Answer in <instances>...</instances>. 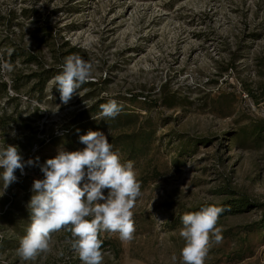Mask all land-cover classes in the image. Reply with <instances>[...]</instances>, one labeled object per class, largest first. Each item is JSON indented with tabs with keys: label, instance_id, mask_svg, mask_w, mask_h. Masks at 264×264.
I'll return each instance as SVG.
<instances>
[{
	"label": "rangeland",
	"instance_id": "1",
	"mask_svg": "<svg viewBox=\"0 0 264 264\" xmlns=\"http://www.w3.org/2000/svg\"><path fill=\"white\" fill-rule=\"evenodd\" d=\"M10 12L14 24L0 23V53L5 57L7 49L23 48L43 58V70L51 73L38 103L28 96L32 84L18 95L10 84L15 76L40 69L16 61L11 71L0 72L8 96L18 98L10 102L0 94V119H7L0 144L17 146L24 161L34 155V164H26L23 174L19 170L31 189L35 179H43L39 165L59 148L66 150L59 136L63 128L98 100L116 99L123 110L138 114L134 128L122 131L131 139L147 121L153 125L150 151L134 160L143 193L133 210L134 239L122 243L116 235L102 234L115 241V248L103 249V264H180L182 215L237 197H245L251 208L219 219L222 240L213 243L206 264H264L259 236L264 130L258 133L264 103L254 104L241 86L264 80V70L257 67L259 59L264 62V0H0V19L7 20ZM42 25L52 30L40 44L36 29ZM64 42L94 65L93 86H82L67 105L52 82L61 71ZM52 49L62 62L54 60ZM131 96L147 104L130 105ZM32 119L39 131L33 137L22 129V122ZM2 196L9 197L8 188ZM30 198L23 201L19 195L11 211L19 232ZM13 227L0 225V264H21L19 233ZM64 241L62 231L55 233L52 252L34 264H81Z\"/></svg>",
	"mask_w": 264,
	"mask_h": 264
},
{
	"label": "clouds",
	"instance_id": "2",
	"mask_svg": "<svg viewBox=\"0 0 264 264\" xmlns=\"http://www.w3.org/2000/svg\"><path fill=\"white\" fill-rule=\"evenodd\" d=\"M6 51L9 59L0 53V72L12 70L10 57L14 50ZM93 72V63L79 54L65 57L52 81L61 102L67 105L92 79ZM99 108L93 119H114L123 105L110 98ZM79 142L84 145L82 149L67 151L61 147L57 155L39 165L43 179L33 181V195L27 204L30 222L16 249L21 264H34L41 255L51 253L53 235L61 231L70 233L64 242L81 264H103L102 234L116 235L122 243L134 239L133 210L143 195L134 161H123L120 151L113 150L114 145L102 131L88 130L79 136ZM26 164L33 165L34 161H24L17 146L0 144V196L17 181L16 170L23 174ZM227 210L206 205L182 215L179 235L185 243L180 250V264H206L213 243L222 240L218 221Z\"/></svg>",
	"mask_w": 264,
	"mask_h": 264
},
{
	"label": "trees",
	"instance_id": "3",
	"mask_svg": "<svg viewBox=\"0 0 264 264\" xmlns=\"http://www.w3.org/2000/svg\"><path fill=\"white\" fill-rule=\"evenodd\" d=\"M22 15H25L26 10L21 11ZM15 13L10 12L8 15L7 20L0 19V23H3V25L11 27L14 23ZM52 29L50 27H47L46 25H42L36 29V32L41 34V38L39 39L40 44L44 43V36L47 37L49 34L51 35L50 31ZM63 47H66L67 50L65 53L59 54L58 50H51V52L54 54V60L59 62H64L65 57L77 54L79 51L76 47H70L68 42H64L62 44ZM55 48V47H53ZM13 49V48H12ZM14 51L12 52V55L10 57V62L13 64L16 61H20V64L24 66L25 68H31L36 67L37 69H40L41 72H36L30 75L26 76H15L11 80L10 89L18 95L21 88H24L30 84H32L28 96L31 100H36L38 103H42L44 96L43 91L46 85V82L51 78V73L49 70H43V58L38 57L37 55H33L31 53H28L23 48H14ZM59 54L61 59H57V55ZM5 59H9L8 56H5ZM230 69L233 67V65H229ZM257 67L260 68V70H264V62L263 59H259ZM229 69H226L224 72H227ZM83 86L85 87H91L93 86L92 82L86 83ZM241 86H243L247 96L254 102V104L259 105L264 103V80L257 81L253 83V86L246 87V85L242 82ZM0 94L2 98H6L10 102L18 101L17 97L10 98L7 93V84L2 81L0 78ZM128 103L130 105L133 104H139V102H145L144 104H147L145 100L139 101L136 96H131L127 99ZM105 100H98L96 103L92 104L89 108L84 110L82 113H80L74 121H71L70 124H67L63 128V133L59 135L60 137H63L65 139V148L68 151H75L78 150V146L81 144L79 142V136L86 134L88 130L93 131H102L106 134L114 133L116 131H120L121 133L118 134L115 137H112L109 139L110 143L114 145L113 150H119L120 154L123 157H126V160H138L140 158L146 157L148 152L151 149V145L154 138V130L152 128L151 121L146 122V129L141 131L140 134L136 135V137H131L127 135L126 133H123L122 131H131L134 126L137 124L139 120L138 114L129 113L127 110L121 111V113L116 116L114 119L110 118H104L103 120H95L92 118V116H95L99 113L100 108L99 105L102 103H106ZM21 114H17L16 118L19 119ZM4 117H1L0 121V129H4L6 127ZM38 120V119H37ZM18 121V120H17ZM36 121L32 119L30 123L22 122L23 126L22 129H25L29 131L33 136H35L39 131L37 127H35L34 123ZM148 124V125H147ZM262 130H264L263 127L258 128V133H260ZM135 136V135H134ZM52 142V141H51ZM83 145V144H82ZM84 147V145H83ZM34 158V155L31 156V159ZM3 169H0V172H2ZM15 175L17 177V181L12 183L8 187V194L9 197L0 196V225L1 223L7 224L9 227L12 228L14 225L15 232L19 233V239L26 234V228L29 224V211H22L23 214L20 216L21 222L23 223L22 231H18L17 227H15V221L12 216V210L17 209V198L19 195L22 196L23 201H28L30 196V190L31 185H28L29 178L22 177L19 169L16 170ZM2 183V182H0ZM228 195L235 196L234 192L227 191ZM206 206V205H205ZM217 206L225 207L226 209H229L225 211L223 214L220 215L219 219L224 218L228 215H235L239 213H243L245 210L251 208V203L245 198V197H237L235 199L227 200L222 202L221 204ZM202 207H199L198 209L190 210L188 212H194L199 211ZM264 218V217H263ZM259 228L262 230L260 233V237L262 240H264V219L260 223ZM2 231V230H0ZM65 237H70V233L62 231V238L65 240ZM4 241L0 240V248L3 246ZM105 248H115V241L111 238H105L103 239V247L102 250ZM241 260L242 257H239L238 260Z\"/></svg>",
	"mask_w": 264,
	"mask_h": 264
}]
</instances>
